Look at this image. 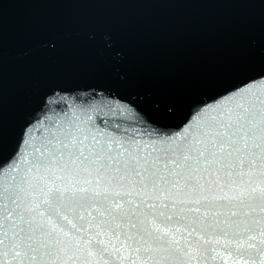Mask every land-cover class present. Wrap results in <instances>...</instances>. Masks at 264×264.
Returning <instances> with one entry per match:
<instances>
[{
	"label": "snow or ice",
	"instance_id": "6c2138e0",
	"mask_svg": "<svg viewBox=\"0 0 264 264\" xmlns=\"http://www.w3.org/2000/svg\"><path fill=\"white\" fill-rule=\"evenodd\" d=\"M0 264H264V75L178 123L52 89L0 131Z\"/></svg>",
	"mask_w": 264,
	"mask_h": 264
},
{
	"label": "water",
	"instance_id": "95a60500",
	"mask_svg": "<svg viewBox=\"0 0 264 264\" xmlns=\"http://www.w3.org/2000/svg\"><path fill=\"white\" fill-rule=\"evenodd\" d=\"M260 75L264 0H5L0 10L6 151L54 88L109 89L178 123Z\"/></svg>",
	"mask_w": 264,
	"mask_h": 264
}]
</instances>
